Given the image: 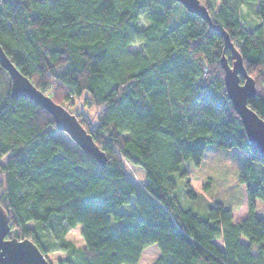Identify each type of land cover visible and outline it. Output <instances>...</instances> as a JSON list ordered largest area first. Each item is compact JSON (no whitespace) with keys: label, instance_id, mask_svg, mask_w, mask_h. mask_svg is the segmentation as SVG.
I'll list each match as a JSON object with an SVG mask.
<instances>
[{"label":"trees","instance_id":"1","mask_svg":"<svg viewBox=\"0 0 264 264\" xmlns=\"http://www.w3.org/2000/svg\"><path fill=\"white\" fill-rule=\"evenodd\" d=\"M199 1L255 80L248 105L264 119V0ZM175 3L0 0L7 56L55 103L67 108L73 96L84 95L96 109L93 125L72 113L106 156L99 164L40 105L11 97L10 76L0 66V204L10 237L31 239L49 262L47 252L61 250L67 260L58 264H139L155 245L158 256L149 264H264V217L255 213L256 199L264 208V175L257 169L264 160L226 96L223 37ZM249 5L255 25L243 20L241 9ZM175 8L183 13L179 19ZM224 54L231 63L229 50ZM209 144L244 155L238 179L247 215L239 222L232 221L234 207L221 201L199 213L182 207L175 194L181 178L183 194L197 197L184 161L199 165ZM124 161L142 170L143 187L125 177ZM131 200L135 212L118 211ZM77 224L83 247L66 238Z\"/></svg>","mask_w":264,"mask_h":264},{"label":"water","instance_id":"2","mask_svg":"<svg viewBox=\"0 0 264 264\" xmlns=\"http://www.w3.org/2000/svg\"><path fill=\"white\" fill-rule=\"evenodd\" d=\"M180 3L188 12L204 19L209 26L223 37V52L220 66L223 69V83L226 96L238 115L250 145L264 160V119L249 105L248 99L256 93L255 80L242 62V57L230 39L228 32L212 20L207 7L199 0H173ZM228 49L231 63H228L224 50ZM0 66L10 76V96H24L45 109L53 118L57 130L65 132L86 154L99 164L106 160L105 153L94 142L74 113L63 105L55 103L49 95L36 88L31 80L22 74L7 56L0 44ZM240 75L243 77L240 81ZM10 222L7 212L0 204V264H50L38 246L29 238L9 237Z\"/></svg>","mask_w":264,"mask_h":264},{"label":"rangeland","instance_id":"3","mask_svg":"<svg viewBox=\"0 0 264 264\" xmlns=\"http://www.w3.org/2000/svg\"><path fill=\"white\" fill-rule=\"evenodd\" d=\"M177 4L181 9L180 3ZM216 4V1H215ZM181 9L175 8L174 15L176 18L182 16ZM241 12L245 14V21L249 24L255 25L257 19L253 13L252 6H243ZM143 23V22H142ZM134 49L142 48L141 44H135ZM83 96H73L71 103L67 102L65 105L74 113H78L79 119L86 121L87 125L91 127L95 120V108H89L85 103ZM245 159L242 151L237 148H224L214 144H209L205 147L201 162L199 165H195L192 161H184V166L189 170V179L191 188L198 194L195 199L185 196L183 179H177V188L175 194L180 198L182 207L191 208L199 213H203L209 203L215 200L221 201L224 206L237 208L245 201L246 204V189L244 184L239 182V168L244 166ZM125 165V177L133 182L137 188L143 187L145 179L142 170L134 166L127 161H124ZM261 174L264 175V169L261 171V167H257ZM206 182H209L205 185ZM256 210L260 213L263 202L261 199H256ZM261 204V206H260ZM131 206V207H130ZM247 206V205H246ZM133 208V209H132ZM134 205L129 203L128 205H122L119 212H133ZM135 212V210H134ZM111 226L116 230V222L112 221ZM80 224L71 228L66 238L71 241L76 247H83L84 241L80 235ZM10 234V231H9ZM8 236L10 237V235ZM156 248L155 245H151ZM155 250V249H154ZM153 249H148L144 252L148 254L147 259H140L139 264H149L154 260L152 255ZM51 264H58L60 261L67 260V252L61 250H52L47 252ZM143 258V257H142ZM72 263H74L72 261Z\"/></svg>","mask_w":264,"mask_h":264},{"label":"crops","instance_id":"4","mask_svg":"<svg viewBox=\"0 0 264 264\" xmlns=\"http://www.w3.org/2000/svg\"><path fill=\"white\" fill-rule=\"evenodd\" d=\"M247 200H246V204H245V201L243 202V204H241L240 206H238L237 208H235V209H233L232 210V221L235 223V222H239L240 220H242V219H244L245 217H246V215H247ZM260 206H261V204H260ZM261 211H260V213H258L257 212V210L255 209V213H256V215L258 216V217H264V208L261 206V208H259ZM215 241V243H216V245L220 248V249H223L224 248V246H223V243H222V239L221 238H217V239H215L214 240ZM240 241L242 242V243H244V244H246L247 243V239L244 237V236H241L240 237ZM153 249V251H152V255L154 256V259L158 256V250L155 248V247H153V246H150V247H148V248H146L145 250H144V252L146 251V250H148V249ZM155 249V250H154ZM144 252H143V254L142 255H144ZM148 254H145V256H142L143 258H141L142 260L143 259H147V257H149V256H147ZM150 263V262H149Z\"/></svg>","mask_w":264,"mask_h":264}]
</instances>
